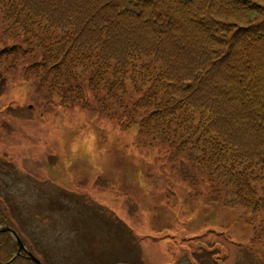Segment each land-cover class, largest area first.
<instances>
[{"label":"trees","instance_id":"trees-1","mask_svg":"<svg viewBox=\"0 0 264 264\" xmlns=\"http://www.w3.org/2000/svg\"><path fill=\"white\" fill-rule=\"evenodd\" d=\"M0 57L62 102L137 127V144L195 155L212 190L263 212L264 0H0ZM8 212L0 203L17 230ZM0 254L36 264L8 232Z\"/></svg>","mask_w":264,"mask_h":264},{"label":"rangeland","instance_id":"rangeland-1","mask_svg":"<svg viewBox=\"0 0 264 264\" xmlns=\"http://www.w3.org/2000/svg\"><path fill=\"white\" fill-rule=\"evenodd\" d=\"M13 64L0 57V203L44 264H207L210 250L216 264H264V210L212 190L195 155L137 144V127Z\"/></svg>","mask_w":264,"mask_h":264},{"label":"water","instance_id":"water-1","mask_svg":"<svg viewBox=\"0 0 264 264\" xmlns=\"http://www.w3.org/2000/svg\"><path fill=\"white\" fill-rule=\"evenodd\" d=\"M0 232H10L18 243V253L21 254L24 250L28 253V257L30 259L35 261L37 264H42L41 261L25 246L21 237L13 228H11L9 225L0 224Z\"/></svg>","mask_w":264,"mask_h":264}]
</instances>
